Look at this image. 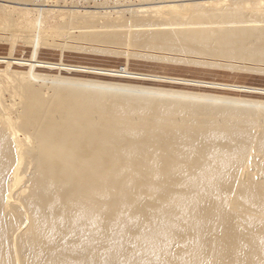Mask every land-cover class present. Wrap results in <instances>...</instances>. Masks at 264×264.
Returning a JSON list of instances; mask_svg holds the SVG:
<instances>
[{
  "label": "bare ground",
  "instance_id": "obj_1",
  "mask_svg": "<svg viewBox=\"0 0 264 264\" xmlns=\"http://www.w3.org/2000/svg\"><path fill=\"white\" fill-rule=\"evenodd\" d=\"M60 1L0 0L10 48L0 55V264H264V100L72 77L159 76L11 56L22 41L40 47L41 17L28 13L55 12L65 20L50 17L46 41L241 61L255 75L264 71V0Z\"/></svg>",
  "mask_w": 264,
  "mask_h": 264
},
{
  "label": "rangeland",
  "instance_id": "obj_2",
  "mask_svg": "<svg viewBox=\"0 0 264 264\" xmlns=\"http://www.w3.org/2000/svg\"><path fill=\"white\" fill-rule=\"evenodd\" d=\"M54 1H58V4H62V2L60 1V0H54ZM68 1H73V2H75L76 4H78V5H82V4H84V2L85 1H88V0H68ZM77 1H78V3H77ZM89 1H94V2H97V3H99V4H103V5H106V6H113L114 4H115V0H89ZM90 2V3H91ZM113 2H114V4H113ZM130 2L131 3H137V0H130ZM93 3V2H92ZM102 6V5H101ZM67 6H61V8L60 7H58L57 9H60V10H64V8L65 9H69V8H66ZM63 8V9H62ZM109 9V8H108ZM49 15V16H48ZM12 17V20H16V18H20L21 16H24V12H21V11H14V12H12V15H11ZM41 17V18H39V17ZM45 16H47L46 17V19H45ZM51 16H53V18H54V20L53 21H59V22H63L64 20H65V17L64 16H59L57 13H52V14H47L46 12H36V11H30V13H28L27 14V17H29L30 19H37V18H39L40 20H41V32H40V35H42V36H47L48 34H49V25H48V23H49V21L51 20V19H53V18H50ZM125 16H127V14H125ZM45 26V27H44ZM23 26H22V24H19L18 25V31L21 33L18 37H24L26 34H27V32H26V30L25 31H23L24 29L22 28ZM23 31V32H22ZM46 32V33H45ZM40 37V44H38L40 47L37 49V48H35V47H33V50L34 51H32V47L31 46H29V45H31V44H23L24 43V41H22V43L20 44V43H17V47L15 46V49L16 50H13V51H11V56L12 57H20V58H30L31 56H33V57H35V59H37V60H44V61H50V62H55V63H60L61 61H62V63L64 62V63H69V64H77V65H83V66H87V67H97V68H104V69H107V67H108V69H113V70H118V66H119V70L121 69H125V70H128L127 68H129V70L128 71H133V72H139L140 71V73H145V74H149V75H155V76H159V77H155V78H153V77H147V78H152V79H141V81L142 82H144V83H142L141 81H140V79L139 78H133V79H131L132 77H124V76H118V75H106V77H105V75H102V74H87V73H85V72H81V71H77V73H76V71L74 70V72L76 73H73V70H70L69 71V73H68V75L69 76H72V77H78V78H87V79H94L95 78V80H98V81H104V82H118V83H123V84H132V85H141V86H149V87H153V88H163V89H170V90H177V91H187V92H195V93H208V94H213V95H217V96H229V97H242V98H247V97H251V98H249V99H262V100H264V91H260V93L262 92V96H261V94L259 93L258 94V92H259V90H253V91H251L252 93H250L249 91H247L246 89V91H247V93L246 94H243L242 95V93H245L244 91V89H240V88H235V87H232V88H235V89H238V90H235V91H233V89L232 88H230V87H228V86H224V85H222V84H232V85H242V86H249V87H257V88H260V89H264V71H263V73H260L259 71H261V70H258V72H257V70H256V72H255V75H254V70H255V68H248V70L249 71H251L250 73H251V76H250V74H248V76H247V73L245 74V72L246 71H248L247 70V68H242L240 65V63H241V61L238 63L237 61H231V60H229L228 61V59H221V61L219 60V59H214L213 60V58H207V57H205V56H195V55H188V54H186V55H184V53H182V56H181V54H179L180 52H175V51H167V50H158V49H152V52L150 51L151 49H147V48H138V47H129L128 46V48L126 47V46H120L119 48H117L118 47V45L116 46H114L113 44L111 45V46H109V44L106 46V42L105 43H103V42H101L100 43V41H98L99 43L98 44H96L94 41H92V43H91V41H89L88 42V40H86V42H84V41H82L83 39H75L76 41H73L72 39H71V41H73V42H71V41H69V39H66L67 40V42H66V40L65 39H63V40H61V39H59V40H57L56 38H55V40L54 39H51V38H49V40L47 39V41L45 40L46 38H43V37ZM49 36V35H48ZM47 36V37H48ZM41 38L43 39V40H41ZM18 39V41H16V42H21L20 40L21 39H19V38H17ZM4 41H5V43H4ZM47 42L46 44H52L53 46H55V47H57L58 49H56L55 47H53L52 46V48H53V50H52V48H51V45L49 44L48 46L46 45V44H44L43 45V42ZM50 41V42H49ZM61 41H63V42H65L64 43V45H63V43H61ZM80 41H82L81 43H80ZM49 42V43H48ZM53 42V43H52ZM54 42L55 43H60L59 45H55L54 44ZM69 42H71V43H69ZM78 42L80 43V44H78ZM84 42V43H83ZM7 43V44H6ZM42 43V44H41ZM66 43H68V44H70L71 46H73V45H75L76 47V49L74 48V46H73V49L74 50H71L72 49V47L70 48V49H68V50H64V49H66V47L68 46L69 47V45H67ZM75 43V44H74ZM83 43V44H82ZM94 43V44H93ZM9 40H8V38L7 39H0V55L1 56H6L7 55V53H8V51L7 50H9V53H10V48H9ZM23 44V45H22ZM85 44V45H84ZM96 44V45H95ZM8 45V46H7ZM18 45L20 46V47H18ZM61 45L63 46V48H60L61 47ZM49 46H50V50H49ZM79 46V48H80V46L81 47H84V48H80L81 50H82V52H79L80 51V49H79V51H78V49H77V47ZM89 47V50H87V48L86 47ZM95 46V47H94ZM103 46V47H102ZM104 46L106 47V48H104ZM24 47V48H23ZM27 47H29V48H27ZM38 47V46H37ZM65 47V48H64ZM67 47V48H68ZM93 48V49H91V48ZM112 47V48H111ZM113 47H115V48H113ZM123 47V48H122ZM126 47V48H125ZM9 48V49H8ZM21 48H23V50H19V49H21ZM31 48V49H30ZM35 48V49H34ZM43 48H44V50H43ZM98 49V48H100V51L99 52H101V53H99L98 51H96V50H94V49ZM108 48V49H107ZM136 48V49H135ZM138 48V49H137ZM26 49V50H25ZM29 49V50H28ZM93 51V52H95V53H90V51L91 50ZM110 49V50H109ZM119 49V50H118ZM125 49H128V50H125ZM133 49V50H132ZM144 49V50H143ZM35 50L37 51L36 53H35ZM40 50V51H39ZM55 50V51H54ZM83 50H85V51H83ZM99 50V49H98ZM110 51V52H114V50L115 51H120L121 53H123L124 51H128V53L127 52H124L125 54H121L120 52L118 53V52H116V53H114L115 55L113 56V54L112 53H106L107 51ZM138 50V51H137ZM140 50V51H139ZM149 50V51H148ZM153 50H155V52H153ZM158 50V52H156ZM20 51V52H19ZM23 51V52H22ZM27 51V52H26ZM31 51V52H30ZM59 51V52H58ZM132 51H134V52H132ZM146 51V52H145ZM13 52V53H12ZM19 54H18V53ZM28 52H30L29 53V55L27 54ZM33 52V53H32ZM45 52H47V53H45ZM52 52H54V53H52ZM130 52V53H129ZM172 52V53H171ZM6 53V54H5ZM8 53V54H9ZM21 53H23V54H21ZM90 53V54H89ZM131 53H133V54H131ZM134 53H135V56L137 57V54L139 55V53L141 54V55H143V54H145V56L147 55L148 57H147V59H146V57H144L145 59H135L136 57L134 56ZM151 55H150V54ZM173 53H175V54H173ZM16 54V55H15ZM27 55V56H25V55ZM35 54V55H34ZM39 54V55H38ZM52 54V55H51ZM55 54V55H54ZM58 56H57V55ZM61 56H60V55ZM101 54V55H100ZM121 54V55H120ZM159 54V55H158ZM173 54V55H172ZM179 54V55H178ZM127 55V56H126ZM128 55H129V57H131V58H129L128 57ZM140 55V56H141ZM153 55V56H152ZM156 55V56H155ZM164 57H163V56ZM41 56V57H40ZM140 56H138V58H140ZM144 56V55H143ZM155 56V57H154ZM161 57V59L163 60V63H162V61L160 60V57ZM178 56V57H177ZM49 57V58H48ZM52 57V58H51ZM55 59H54V58ZM58 57L59 58H61V59H58ZM122 57V58H121ZM124 57V58H123ZM165 57L166 58H168V57H171L170 59L172 60H170L169 58L167 59V60H164L165 59ZM189 57V58H188ZM198 57H199V59H198ZM202 57V58H201ZM41 58V59H40ZM44 58V59H43ZM126 58H129V60L127 59L126 60ZM141 58H143L142 56H141ZM148 58H151L152 59V61L154 60V59H156V62H152V61H150V59H148ZM164 58V59H163ZM56 59H58V62H57V60ZM124 59H125V61H124ZM181 59H182V61H183V59H188L187 60V62H189L188 64H187V62L184 60L183 62L184 63H186L184 66H182L183 65V62L181 63L180 61H181ZM201 59V60H200ZM149 60V61H148ZM193 60H197V62H195V61H193ZM211 60V61H210ZM124 61V62H123ZM145 61V62H144ZM167 62L168 64H165V62ZM168 61H171V63H173V64H169L170 62H168ZM178 61L180 62L179 63V65H176L177 63H178ZM191 61H192V64L193 63H196L197 64V66H198V64H199V66L201 65V64H203V63H205V65L204 66H207V67H205L204 68V66L203 65H201V67H197L196 66V64H195V66L197 67V69H195L196 67H194V66H192V64H190L191 63ZM200 61H202V63L200 64ZM204 61H206V62H204ZM228 61V62H227ZM209 62H211V63H209ZM218 62V63H217ZM229 62H230V64H229ZM110 63H112V64H110ZM124 63H126V64H124ZM137 63V64H136ZM146 63V64H145ZM162 63V64H161ZM176 63V64H175ZM217 65H215V64ZM219 63H221V64H219ZM114 64H117V65H114ZM148 64V65H147ZM157 64H158V66H157ZM218 64H219V67H218ZM223 64V65H222ZM224 64H225V67H224ZM249 63L247 62H245V65L247 66ZM251 64V63H250ZM249 64V66L250 67H254V66H256L257 64H251L250 65ZM128 65V66H127ZM153 65V66H152ZM161 65V66H160ZM169 65V66H168ZM172 65V66H171ZM194 65V64H193ZM211 65H213V66H216L217 68H219L218 70H217V68L215 69L214 67V69L215 70H213V68H211ZM234 65H236V70L235 69H233V68H235V66ZM148 66V67H147ZM154 66H156V67H154ZM178 66V67H177ZM182 66V67H181ZM189 66V67H188ZM193 68H192V67ZM228 66H230V68L228 67ZM233 66V68H232V70H231V67ZM141 67V68H140ZM153 67V68H152ZM168 67V68H167ZM172 67V68H171ZM176 67V68H175ZM186 67H188L187 69H186ZM221 67V68H220ZM131 68V69H130ZM140 68V69H139ZM146 68V69H145ZM173 68H175L174 70H173ZM178 68V69H177ZM183 68V69H182ZM199 68V69H198ZM222 68H224L223 70H222ZM20 69H24V68H20ZM46 68H43L42 70H43V72L45 71V72H47V73H52L53 71V73H55L56 71H58V69L55 67V68H52V69H46ZM55 69V70H54ZM144 69V70H143ZM157 69H158V71H157ZM166 69V70H165ZM180 69V70H179ZM192 69V70H191ZM207 69V70H206ZM211 71H210V70ZM241 69H242V72H241ZM24 70H26V69H24ZM52 70V71H51ZM153 72H152V71ZM157 71V72H155V71ZM172 70V71H171ZM191 70V71H190ZM195 70V71H194ZM222 70V71H221ZM225 70H227L228 72L230 71L231 73H226L225 72ZM233 70H234V72H233ZM243 70H244V72H243ZM62 71V74H67V73H65L63 70H61ZM72 71V72H71ZM160 71V72H159ZM164 71V72H163ZM167 73H166V72ZM169 71V72H168ZM175 71H176V73H175ZM193 71V72H192ZM197 71H199L200 73H198ZM206 71V72H205ZM220 71V72H219ZM236 71H238V72H236ZM248 71V72H249ZM81 72V73H80ZM191 72V73H190ZM195 72V73H194ZM212 72H214V74L212 73ZM217 72H219V73H217ZM52 73V74H53ZM79 73V74H78ZM83 73V74H82ZM85 73V74H84ZM157 73V74H156ZM169 73V74H168ZM182 73H184V75L182 74ZM197 73V74H196ZM206 73V74H205ZM209 73H211V74H209ZM220 73H222L221 75H220ZM224 73H225V75H224ZM232 73H234V74H232ZM235 73L237 74V75H235ZM239 73V74H238ZM253 73V74H252ZM257 73H260V74H258V76L261 78H258V76H257ZM168 74V75H167ZM170 74H171V76H170ZM189 74L190 75H192V76H189ZM193 74H195V75H193ZM208 74V75H207ZM229 75V76H227V75ZM262 74V76H260ZM78 75V76H77ZM80 75V76H79ZM178 75V76H177ZM200 75H201V77L202 78H200ZM206 77H205V76ZM215 75V76H214ZM219 77H218V76ZM225 77H224V76ZM241 75H244L245 76V80L243 79L244 78V76L242 77ZM255 77H253V76ZM97 76V77H96ZM100 76V77H99ZM101 76H103V77H101ZM108 76V77H107ZM111 76H112V78H111ZM115 76H117V77H115ZM194 76V77H193ZM198 76V77H197ZM233 76H235V78L233 77ZM236 76H238V77H236ZM239 76L240 77H242V78H239ZM247 76V77H246ZM119 77H121V78H119ZM123 77V78H122ZM165 77V78H164ZM192 77V78H191ZM196 77V78H195ZM204 77V78H203ZM208 77H210V78H208ZM213 77H215V78H213ZM221 77H223V78H225L224 80L226 81H224L223 80V78H221ZM227 77V78H226ZM231 77H233V79L231 78ZM248 77H251L252 79H250V78H248ZM110 78V79H109ZM125 78H127V79H125ZM130 78V79H129ZM156 78H158V79H156ZM160 78V79H159ZM209 80H208V79ZM218 78H220V79H218ZM239 78V79H238ZM257 78V79H256ZM263 78V79H262ZM102 79H104V80H102ZM119 79H120V81H119ZM135 79H138V80H135ZM162 79V80H161ZM163 79L164 80H168L169 79V81H163ZM177 79V80H176ZM202 79V80H201ZM213 79V80H212ZM241 79H242V81H241ZM252 80V83H251V81L250 80ZM255 79V80H254ZM107 80V81H106ZM128 80V81H127ZM133 80H134V82H133ZM146 80H147V82H146ZM211 80V81H210ZM221 80V81H220ZM232 80V81H231ZM235 80H239L240 82H238V81H235ZM247 80V81H246ZM130 81H132V82H130ZM135 81H137V82H135ZM151 81V82H150ZM158 81V82H157ZM159 81H162V82H160L159 83ZM175 81V82H174ZM191 81V82H190ZM195 81V82H194ZM231 81V82H230ZM234 81H235V83H234ZM246 82V83H244V82ZM263 81V82H262ZM128 82V83H127ZM141 82V83H140ZM149 82V83H148ZM157 82V83H156ZM163 82H165V83H163ZM168 82V83H167ZM194 82V83H193ZM254 82V83H253ZM260 82V83H259ZM136 83H138V84H136ZM153 83V84H152ZM177 83V84H176ZM198 83H201L199 86H193L192 84H196V85H198ZM215 83V84H214ZM234 83V84H233ZM240 83V84H239ZM242 83V84H241ZM257 83V84H256ZM146 84V85H145ZM149 84V85H148ZM161 84V85H160ZM169 84V85H168ZM184 84V85H183ZM208 84H209V86H208ZM216 84H217V86H216ZM219 84V85H218ZM152 85H154V86H152ZM171 85H172V87H171ZM190 85H192V86H190ZM211 85V86H210ZM256 85V86H255ZM174 86H177V87H174ZM183 88H182V87ZM189 88H188V87ZM202 88H201V87ZM203 86H205L204 87V89H203ZM192 87V88H191ZM208 87V88H207ZM212 87V88H211ZM215 87V88H214ZM218 88V90H217V88ZM220 87V88H219ZM223 87V88H222ZM226 87H228V88H226ZM176 88H178V89H176ZM180 88V89H179ZM193 88H195V89H193ZM197 88H199L198 90H197ZM225 88L228 90H231V91H233V93H231V91H229L228 90V93H227V90H225ZM188 89V90H187ZM200 89H201V91H200ZM220 89H221V91H220ZM192 90V91H191ZM213 90V91H212ZM215 90V91H214ZM202 91H204V92H202ZM209 91V92H208ZM217 91V92H216ZM222 91H225V92H222ZM243 91V92H242ZM258 91V92H257ZM221 93V94H218V93ZM230 92V93H229ZM235 92V93H234ZM239 92V93H238ZM254 92V93H253ZM255 92H257V94L255 93ZM223 93V94H222ZM236 93H237V95H236ZM228 94H230V95H228ZM239 94H241V95H239ZM250 94V95H249ZM254 94V95H253ZM256 94V95H255ZM255 96V97H253V96ZM243 96H246V97H243ZM259 96H260V98H259Z\"/></svg>",
  "mask_w": 264,
  "mask_h": 264
}]
</instances>
